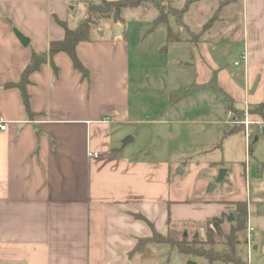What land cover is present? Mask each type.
Instances as JSON below:
<instances>
[{
    "label": "crops",
    "instance_id": "obj_1",
    "mask_svg": "<svg viewBox=\"0 0 264 264\" xmlns=\"http://www.w3.org/2000/svg\"><path fill=\"white\" fill-rule=\"evenodd\" d=\"M192 1L183 17L198 39L168 44L166 33L165 42L168 48L189 46L188 60L180 66L193 72L191 89L213 84L226 107L247 112L249 139L259 143L258 130L264 125V109L263 115L256 112L264 104V0ZM97 3L0 0V115L8 123V130L0 133V264H199L181 259L169 243L155 242V236L167 238L174 226H208L215 218L234 214L238 202L247 203L248 224L260 234L254 252L264 253V216L257 212L264 207V189L252 175L254 168L257 177L262 175L264 162L250 148V190L213 201L202 194L191 197L180 177L185 172L177 174L179 164L163 157V150L151 158L130 146L143 122L137 117L146 113L133 106L138 95V90L132 92L138 87L133 78L138 77L125 23L99 22L91 41L77 46L87 75L66 53L30 74L26 107L20 88L12 85L21 81L32 55L63 40L64 26L78 28L88 7ZM137 10L141 19L155 16ZM215 15L216 21L204 29ZM16 31L29 39L28 46ZM237 49L239 56L244 51L248 56L239 70L227 64ZM165 52L170 65L169 49ZM188 97L169 94L171 106L152 112L174 111L170 119L185 121L181 104ZM233 110H228L231 117ZM160 119L153 123H165ZM127 138L131 140L123 144Z\"/></svg>",
    "mask_w": 264,
    "mask_h": 264
},
{
    "label": "rangeland",
    "instance_id": "obj_2",
    "mask_svg": "<svg viewBox=\"0 0 264 264\" xmlns=\"http://www.w3.org/2000/svg\"><path fill=\"white\" fill-rule=\"evenodd\" d=\"M188 1L186 0L185 3L183 0L174 1L170 5L172 12L169 14L171 16L169 20L174 31L183 35L186 39L195 40L196 36L190 30L191 28L185 25L184 17L181 21L183 16L181 12L185 10ZM80 10V8L77 9L74 15L78 16ZM151 21V15L146 19L139 18V10L137 9L131 10L125 15V33L132 48L133 62L136 60L134 69H136L138 77L133 78V83L138 84L137 88L132 87V92L138 90L137 98L133 99V106L137 108V112L139 108L140 113H146L143 119L139 115L137 117L138 120H143V122L138 123L136 126L134 134L138 138L130 146L144 150L146 157L151 158H157L158 153L163 150L164 154H161L163 157L172 163L177 162L179 164L175 168V172L178 169L185 172L180 177L186 181L189 194H192L191 197H193V194H202L203 197L216 201L229 195L235 198L236 196L232 192H236L238 195L246 193V189L249 191L251 186L249 169L246 170V164L252 158L251 155L253 154V157L259 162H264V125L258 130L259 143H255L254 138L248 143L247 138H245L247 135L246 113L233 110L232 115L235 118L233 120V117L229 115L223 95L218 92L213 84L206 88L191 89L189 84L192 81L193 72L180 66L182 62L188 60L189 46L175 44V46L168 48V44L165 42L166 26L160 25L153 32L151 31ZM204 22L203 19L202 23ZM207 24L208 22L204 26L206 27ZM180 25L184 28L183 32H180L182 30ZM167 49H169L170 65L166 59L165 51ZM238 53L239 50H235L227 61L230 68L233 66L237 70L242 69L241 65L240 68L234 66L236 62H241V56ZM167 63L169 67H165ZM166 73H168L167 77L165 76ZM187 93L189 94L187 102L181 104V109H185L183 112L186 115L185 121L170 119L176 116L177 112L174 111L173 114L169 112L161 114V111L157 114L152 112L154 107L164 109L171 106L169 94L178 99ZM159 119L164 120L165 123H153ZM233 128L237 130V133L230 134ZM158 134L159 137L156 136ZM249 148L252 152L251 155L248 151ZM225 170L228 171V174L225 180L220 181V173ZM256 174L257 169L254 168L252 175L256 177L255 181L264 189V171H262L260 177H257ZM211 186L215 187V191L208 193ZM260 197L264 202V192ZM235 207L237 208L236 205ZM258 210V214L264 216L263 205H260ZM231 214L224 216L222 226L224 234H228L230 231V224L227 219ZM233 215L235 218V212ZM191 224L186 229L183 228L184 226L172 227L171 235L165 238L167 241H172L171 246L176 251L178 250L174 244H178L184 239L191 242L195 235H199L198 240L201 247L206 251L215 250L220 253L230 251L228 247L223 246L224 239L219 238L213 231L209 232V229H212L211 226L200 225L198 228L193 226L198 225L197 223ZM248 226L247 222L245 241ZM194 227L196 229H193ZM201 229L203 231H200ZM185 234L188 236L183 237ZM253 235L255 239L260 234L254 232ZM251 253L250 264H264V253L261 250L257 252L253 250ZM238 254L242 261L249 264L245 245L238 248ZM178 257L181 259L182 257L186 258L183 255ZM173 259L171 258L172 262ZM193 260H198L199 264H209L202 258ZM187 264H189V261H187Z\"/></svg>",
    "mask_w": 264,
    "mask_h": 264
},
{
    "label": "trees",
    "instance_id": "obj_3",
    "mask_svg": "<svg viewBox=\"0 0 264 264\" xmlns=\"http://www.w3.org/2000/svg\"><path fill=\"white\" fill-rule=\"evenodd\" d=\"M176 0H119V1H106V0H98L97 4H92L88 7L87 14L88 16L84 21L80 24V26L74 30L65 28V38L60 41L52 42L49 46V50L46 53L32 55L31 63L28 65L26 70L24 71L21 81L18 84H14L12 86H16L20 88L22 97L26 107L29 109V99L26 93V85L28 83L29 75L38 71L42 65L50 62L52 58L58 53H66L72 60L74 67L80 71L84 76L87 75V71L84 66L81 64L80 60L77 57L76 49L77 46L82 42L91 41L92 34L97 27V24L102 21H112L115 24H124L125 23V15L128 10L134 9H143L146 12L153 13L155 16L152 20V28L151 31L155 30L160 25H165L167 27V43H186L189 41H196L199 35H196L195 40L186 39L183 35L177 33L173 30L170 24L169 14H171L172 9L170 5ZM193 1L189 0L188 4L183 12V15L186 12L187 7ZM217 16L211 19L207 26L208 29L211 24L216 21ZM183 21V16L181 18ZM181 27V31L183 32L184 28ZM228 110H233L231 105H227ZM264 109V104L260 105L256 112H259L260 115H263L262 110ZM237 111V110H235ZM238 112V111H237ZM237 133L235 128L232 129L230 134ZM237 206L235 211V219L233 223H230V231L228 234L223 233V223L224 218L213 219L209 226L212 229H209V232H215L219 238L224 239L223 246L228 247L230 251L220 253L219 251L210 250L206 251L201 247V244L198 238H195L188 242L184 239L182 242L176 245L178 252L183 256L193 259H205L209 264H246L242 261L241 257L238 254V248L241 245H246L245 241V231L247 228L248 222V206L246 202H238L235 203ZM154 241L157 243H169L172 244V241H167L162 237L156 235ZM200 246V247H198ZM230 253V254H228Z\"/></svg>",
    "mask_w": 264,
    "mask_h": 264
},
{
    "label": "built area",
    "instance_id": "obj_4",
    "mask_svg": "<svg viewBox=\"0 0 264 264\" xmlns=\"http://www.w3.org/2000/svg\"><path fill=\"white\" fill-rule=\"evenodd\" d=\"M242 63H244V66L246 67L247 63H248V56H247V53L246 51H244V53L241 55V62H236L235 63V66L238 67L240 65H242ZM247 114V112H246ZM248 126H249V123L248 121L246 122V138H247V141L249 143L250 141V134H251V131H249L248 129ZM8 130V123L5 121V119L0 115V133H4ZM90 156L94 157L95 159H98L99 158V155L98 154H90ZM254 232H255V228L252 227V226H248V231H247V237H246V247H247V259L249 261V264H250V258H251V252L254 250Z\"/></svg>",
    "mask_w": 264,
    "mask_h": 264
},
{
    "label": "water",
    "instance_id": "obj_5",
    "mask_svg": "<svg viewBox=\"0 0 264 264\" xmlns=\"http://www.w3.org/2000/svg\"><path fill=\"white\" fill-rule=\"evenodd\" d=\"M120 30L118 29L117 30V32H116V34L117 35H120ZM15 34H16V36L19 38V40H20V42L22 43V45L23 46H28L29 45V39L28 38H26V37H24L23 35H21L20 33H18L17 31L15 32ZM131 139L130 138H127L124 142H123V144H126L128 141H130ZM176 173L177 174H183L184 172L182 171V170H177L176 171ZM227 170H225V171H221V173H220V181H223V180H225V178H226V175H227ZM215 191V187H213V186H211V187H209V189H208V192L209 193H212V192H214ZM234 215L233 214H231L229 217H228V219H227V221H228V223H233L234 222ZM185 237H187V234L185 235ZM199 237V235H195V238H198ZM189 264H194V263H189Z\"/></svg>",
    "mask_w": 264,
    "mask_h": 264
}]
</instances>
